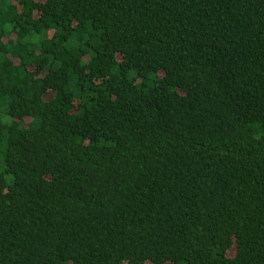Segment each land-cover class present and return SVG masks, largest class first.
Here are the masks:
<instances>
[{
  "label": "trees",
  "instance_id": "1",
  "mask_svg": "<svg viewBox=\"0 0 264 264\" xmlns=\"http://www.w3.org/2000/svg\"><path fill=\"white\" fill-rule=\"evenodd\" d=\"M0 264H264V0H0Z\"/></svg>",
  "mask_w": 264,
  "mask_h": 264
}]
</instances>
